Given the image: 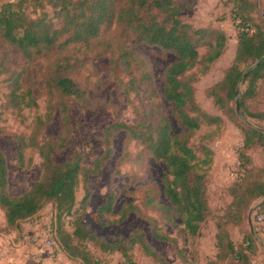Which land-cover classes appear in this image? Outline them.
Returning <instances> with one entry per match:
<instances>
[{
    "label": "trees",
    "instance_id": "16d2710c",
    "mask_svg": "<svg viewBox=\"0 0 264 264\" xmlns=\"http://www.w3.org/2000/svg\"><path fill=\"white\" fill-rule=\"evenodd\" d=\"M198 1L125 0L123 4L120 0H5L2 3V59L12 56L7 44H13L19 50L17 60H22L4 77L7 91L2 107L23 121L25 110L36 113L28 134L0 128V136H12L21 168H28L32 163L27 157L29 149L37 150L42 160L41 178L26 192L13 195L9 191L6 155L0 150V209L6 216L4 232L21 230L27 219L39 214L52 201L61 221V242L72 258L80 259L79 264H107V256L111 254H119L132 263L135 250L148 257L152 264H172L151 244L141 228L133 229L128 235L108 238L83 220L92 195V178L113 158L114 139L125 132L123 150L113 175L120 176L124 164L150 156L167 166L162 176L163 190L156 182L146 184L133 190L132 198L115 211L120 194L112 185L96 210L100 223L102 226L119 224L131 215L141 218L149 224L151 235L160 242L173 244L179 260L187 264L186 251L165 224H174L180 218L190 237L206 236L203 223L213 213L209 186L215 152L211 142L219 134L225 115L243 135L238 154L240 173L228 187L231 201L216 219L214 252L205 255L204 260L205 264H254L258 245L252 230L245 232L240 242L234 240L232 230L242 227L251 207L264 198V167L254 165L251 157L252 152L264 150V109L250 103L257 96L258 84L264 81V14L255 18V0H224L223 6L230 8L233 20L238 22L237 49L223 78L208 87L207 94L221 114L210 113L201 106L196 86L227 49L228 36L214 22L195 25L185 19L184 12ZM247 27L253 31H247ZM121 29L128 32L131 40L110 36L114 30ZM140 44L159 46L176 56L166 68L162 91L156 86L149 60L135 49ZM73 49L74 55L62 54L54 63L39 69L47 101L46 110L39 113L38 95L32 86L23 82L26 62L43 54L67 53ZM91 51L108 58V69L114 74L121 98L129 101L132 95L136 96L137 102L132 103V122L116 120L108 124L102 135V151L92 162H85L79 152L58 161L55 155L65 152L73 138L72 101L84 110L100 107L114 110L109 100L90 95L88 77H82L79 71L81 56ZM2 74L6 71L0 67ZM242 78L245 88L239 91V113L236 94ZM159 98L170 104L172 116ZM56 114L60 117V131L50 139L45 136V130ZM248 119L255 125L249 124ZM204 126H215V129L196 141ZM132 143L139 148L136 152L131 151ZM81 188L85 193L79 201L77 192ZM162 195L166 202L161 200ZM256 212H264V201ZM67 216L73 217L71 231L66 228Z\"/></svg>",
    "mask_w": 264,
    "mask_h": 264
},
{
    "label": "rangeland",
    "instance_id": "374dc122",
    "mask_svg": "<svg viewBox=\"0 0 264 264\" xmlns=\"http://www.w3.org/2000/svg\"><path fill=\"white\" fill-rule=\"evenodd\" d=\"M5 0H0V7ZM189 1V0H185ZM200 0L190 6L185 12L186 20L195 25L208 24L214 22L218 26H222L228 36L227 49L211 66L209 72L201 77L196 86V95L201 106L210 113L221 112L214 106L212 98L207 94L208 87L220 81L226 69L233 63L236 49L238 27L233 20L230 8L223 6L224 0ZM257 9L254 16H263L264 0H255ZM125 3V0H120ZM222 4V5H220ZM223 6V7H222ZM261 21V20H259ZM120 36L124 39L131 40L130 35L125 30H114L111 35ZM133 43V42H131ZM7 48L11 53L9 59H2L0 50V67L6 71V74L0 76V128H4L9 132H20L28 134L32 128V121L35 111L25 110V121L16 117L11 112L3 110L2 102L7 88L4 84V77L8 75L18 64H21L16 58L19 51L13 44H7ZM137 49L150 62L154 71L156 86L159 91L163 89V78L166 68L176 60V56L172 53L164 52L159 46H151L147 44L136 45ZM206 49H201L204 53ZM76 51L70 50L67 53H56L54 55H40L34 57L30 62H26V76L23 82L34 88L39 99V113L46 110V97L43 94L42 87L44 85L43 78L39 69L55 62L62 54L74 55ZM81 66L79 71L82 77H88L90 83V95L94 98L109 100L114 110L104 107L84 110L75 101L71 103L70 117L73 125V138L69 147L65 152L55 155L58 161H64L71 154L79 152L82 154L85 162H92L93 158L102 151V135L105 127L116 120H124L128 123L132 122L133 107L132 103L137 102L135 95L131 96V100L122 99L117 91V84L114 81V74L108 69V58L100 56L97 52L91 51L85 56H81ZM4 75V76H3ZM245 88L242 84L241 88ZM144 94L141 95L143 97ZM164 102L165 111L172 116V110L169 103ZM251 105L258 109H264V81L260 82L257 87V96L250 101ZM240 113V112H239ZM224 122L219 127V134L212 140L211 145L214 149V162L211 169V179L209 186L210 203L213 209L211 218L203 223L204 233L206 237L192 238L184 230V225L180 218H176L174 224H165L166 229L171 235L178 240L179 246L186 251L189 258L187 264H205L204 255L201 253V247L207 249L212 248L214 235L216 233V219L231 201L229 194V185L235 181L240 173V160L238 157L239 150L243 145V135L241 131L223 115ZM174 126L175 119L172 117ZM249 124L255 125L253 120H246ZM264 125V123H263ZM215 129V126H204L198 133L196 141L200 136ZM60 131V117L56 114L45 130V136L53 139L57 137ZM125 132H120L114 139L115 153L112 159L103 164L101 172L92 178L91 181V197L88 202L87 209L84 210L83 220L88 223L99 235L112 238L117 235H128L133 229H143L151 244L160 251L172 264H184L179 260L177 250L173 244L168 242H160L155 239L150 231L149 224L134 215L119 224L102 226L100 217L97 214V207L103 202L108 195L111 186L119 191V201L116 204V210L120 205L132 198L133 190L138 189L151 182H156L161 190H163L162 176L167 170L164 163L157 162L154 158L146 156L143 160L134 161V163H126L122 167V174L114 176L117 158L123 150V140ZM137 148L134 143L131 145V151L136 152ZM0 150L4 152L8 166V182L9 191L13 195H18L29 190L42 175L41 158L38 151L29 149L27 157L31 158V165L28 168H21L16 159V144L11 135L5 134L0 136ZM254 165L264 167V150L258 149L251 153ZM84 189L81 188L77 192L78 200L84 196ZM161 200L166 202L164 195ZM263 199L256 202L250 209L253 210L254 229H251L249 221L246 220L242 227H236L232 230L233 238L236 242L244 239L245 232L252 230L253 236L258 245V254L254 258V264H264V225L256 223L255 217L259 214L257 211L259 204ZM258 213V214H257ZM60 222L57 217V210L54 202H49L43 210L34 217L27 219L23 228L19 231L6 233L2 230L6 225V216L0 209V264H79L77 258H72L65 250L59 230ZM66 222V221H65ZM67 230H72V221L66 222ZM49 240L53 243L49 244ZM214 246V245H213ZM133 261L122 257L119 254H111L107 256V264H152L151 260L140 251L135 250L132 253Z\"/></svg>",
    "mask_w": 264,
    "mask_h": 264
},
{
    "label": "water",
    "instance_id": "95a60500",
    "mask_svg": "<svg viewBox=\"0 0 264 264\" xmlns=\"http://www.w3.org/2000/svg\"><path fill=\"white\" fill-rule=\"evenodd\" d=\"M243 81H244V78L241 79V81L239 83V86H238V89H237V94H236V97H237V101L236 102H237V111L238 112H240V105H239L238 96H239V91H240L241 85L243 84ZM263 201H264V198H263ZM248 221H249V224L251 226V229L253 230L254 229V224H253V210L249 213Z\"/></svg>",
    "mask_w": 264,
    "mask_h": 264
},
{
    "label": "built area",
    "instance_id": "2783aa9c",
    "mask_svg": "<svg viewBox=\"0 0 264 264\" xmlns=\"http://www.w3.org/2000/svg\"><path fill=\"white\" fill-rule=\"evenodd\" d=\"M238 23V22H237ZM247 31H253L251 29H249L248 27L245 28ZM240 163V162H239ZM73 217L72 216H67L66 217V222H70L72 221ZM257 221L260 223V224H264V212H260L258 215H257ZM53 241L52 240H49V244H52Z\"/></svg>",
    "mask_w": 264,
    "mask_h": 264
},
{
    "label": "crops",
    "instance_id": "0c3cea01",
    "mask_svg": "<svg viewBox=\"0 0 264 264\" xmlns=\"http://www.w3.org/2000/svg\"><path fill=\"white\" fill-rule=\"evenodd\" d=\"M218 1V0H217ZM216 1V2H217ZM206 237V236H205ZM213 243H214V241H213ZM214 244H212V248L210 249H207V248H205V247H201V253L205 256V255H210V254H212L213 252H214V246H213Z\"/></svg>",
    "mask_w": 264,
    "mask_h": 264
}]
</instances>
